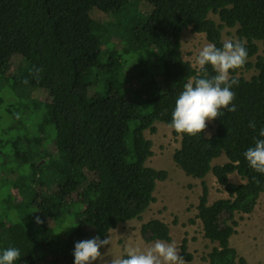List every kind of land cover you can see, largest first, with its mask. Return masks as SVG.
I'll return each mask as SVG.
<instances>
[{
    "label": "trees",
    "instance_id": "1",
    "mask_svg": "<svg viewBox=\"0 0 264 264\" xmlns=\"http://www.w3.org/2000/svg\"><path fill=\"white\" fill-rule=\"evenodd\" d=\"M124 4L129 14L116 20L113 14ZM121 25L134 35L132 49L112 39ZM225 26L236 27L248 52L245 66L230 70L238 80L231 89L236 111L221 109L223 115L211 120V135L180 134L173 159L187 175L212 173L227 193L209 202L201 181L196 218L215 243L207 264L245 263L230 238L235 215L251 212L264 192V174L243 155L254 138L264 139V56L256 43L264 51V0H0V253L18 248L14 264H74L76 242L104 239L118 224L141 218L155 201L156 182L168 175L146 164L153 151L144 131L154 132L156 121L170 125L184 84L204 75L183 58L181 32L190 27L222 47ZM33 68L42 72L31 86L20 79L33 77ZM251 68L256 73L249 78L239 74ZM207 72L215 75L210 65ZM109 73L112 80L96 84ZM135 79L139 84L128 90ZM33 89L38 96H31ZM16 126L23 127L22 137H4ZM29 145L38 156L19 163L15 158ZM221 154L227 160L213 164ZM6 169L24 177L20 189L32 191L31 200L8 206ZM232 173L242 181H231ZM139 231L146 242L171 241L169 226L158 218L141 223ZM180 255L193 257L186 238Z\"/></svg>",
    "mask_w": 264,
    "mask_h": 264
},
{
    "label": "rangeland",
    "instance_id": "2",
    "mask_svg": "<svg viewBox=\"0 0 264 264\" xmlns=\"http://www.w3.org/2000/svg\"><path fill=\"white\" fill-rule=\"evenodd\" d=\"M128 6L129 5L124 4L122 8L113 14V17L119 21L121 19L123 20L124 16L129 14L130 9H128ZM131 10L132 13L135 12V9ZM210 16L217 22H220L216 14L210 13ZM235 28L236 27L225 26L222 29L223 41L225 39H237ZM123 29V25L116 27L112 33V39L113 41L122 40L124 50H129V48L132 49L131 44H134V35L128 30L125 31ZM208 43L203 33L192 32L190 27L181 32V50L183 58L190 61L195 67H198L196 64L198 52ZM256 43L259 46L258 53L264 56L261 41H256ZM103 48H105V45H103ZM251 60L254 61L255 57H252ZM254 73H256V69L254 68L242 69L239 72L240 75L246 78H249ZM104 78L105 80H112L114 76L109 73L105 77H99L96 84L101 86ZM20 80L23 83L24 80H27L31 86L36 85L34 77H23ZM138 84L139 82L135 79L133 85H127V89L131 90L133 86ZM4 85H7L6 82L3 86ZM31 92V96H38V90L33 89ZM9 93V88L4 89V94L9 95ZM0 94L3 95V88L0 90ZM10 96L11 99L14 100L12 94ZM87 108L91 109L92 107L88 104ZM9 124H12V122ZM12 125L15 126V124ZM154 125L156 127L154 132L149 129L144 131L145 136L152 141L153 151V154L146 160V164L157 169H165L168 173L167 178L156 182V187L153 192L155 201H153L142 213L140 219L125 221L108 231L107 236L111 237L112 244L101 247L100 251L103 259L95 261L94 264H110L113 256L124 255V250L129 245H139L142 248L152 245L156 240L150 242L144 241L139 231L141 223L152 218H158L164 221L170 228L171 241H162L169 243L175 242L180 249L182 239L186 238L187 251L193 255L191 260L185 259L187 264H207V260L205 259L206 255L215 243L210 242L203 236L201 221L196 218V206L202 191L201 181L205 180L208 185L209 202L221 197H227V193L224 191L223 186L217 183L212 173H208L203 179L187 175L173 159V153L180 145V134L176 133L175 130L165 122L156 121ZM213 131V122L211 120L207 121L205 134L211 135ZM22 134L23 127L16 126L5 131L4 137L12 140L16 136L22 137ZM7 151L5 150V152ZM7 153L9 154L10 152L8 151ZM68 155V151L65 150L61 158L64 160L68 158ZM37 156L36 146L29 145L26 154L19 155V157L15 159L20 163L24 159L32 160ZM226 160V156L221 154V156L215 158L213 164L222 163ZM32 170L33 167L30 168L29 173H31ZM3 176L5 178L3 181L10 186L11 193L7 197L8 206H13L24 199L31 200L34 195L32 191L25 195L21 192L20 188L23 187L22 185L25 183L23 176L11 172L8 169H6ZM229 178L233 182L242 181L236 173L230 174ZM235 218L238 221V225L236 226L235 233H233L230 238L231 245L236 248L238 255L245 259L244 264H264V192L259 195L257 203L251 212L237 213ZM44 229L48 232L50 231L48 227Z\"/></svg>",
    "mask_w": 264,
    "mask_h": 264
},
{
    "label": "clouds",
    "instance_id": "3",
    "mask_svg": "<svg viewBox=\"0 0 264 264\" xmlns=\"http://www.w3.org/2000/svg\"><path fill=\"white\" fill-rule=\"evenodd\" d=\"M245 43L239 39H225L222 47L208 43L198 52L196 64L204 75H198L185 83L183 91L175 102L170 127L176 133L195 136L206 129L207 121L223 115L221 109H227L228 112L236 111V105L232 103L235 93L231 89L233 85L238 84V80L230 77V70L234 71L245 66L248 58ZM209 65L215 75L208 74ZM40 72L42 69L39 68L30 70V74L35 79L40 78ZM24 83L28 81L24 80ZM249 126L253 129L256 127L254 122H250ZM259 137H264V128L260 129ZM254 140V146L247 148L243 155L252 169L264 174V139L254 138ZM36 223L43 221L36 217ZM111 244L110 236L104 239L95 236L76 242L73 253L74 264H94L95 261L102 260L101 247ZM179 252L180 249L175 242L156 240L152 245L144 248L139 245L127 246L124 255L113 256L110 264H187ZM19 258L20 250L9 247L0 253V264H14Z\"/></svg>",
    "mask_w": 264,
    "mask_h": 264
}]
</instances>
